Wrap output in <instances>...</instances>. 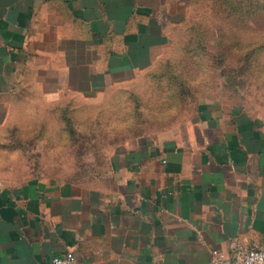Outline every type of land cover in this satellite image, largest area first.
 <instances>
[{
  "label": "crops",
  "instance_id": "obj_1",
  "mask_svg": "<svg viewBox=\"0 0 264 264\" xmlns=\"http://www.w3.org/2000/svg\"><path fill=\"white\" fill-rule=\"evenodd\" d=\"M193 10L195 0H0V140L30 100L129 89ZM240 243L264 247V109L238 98L203 100L190 120L131 139L93 177L0 179V264L69 250L80 264H212Z\"/></svg>",
  "mask_w": 264,
  "mask_h": 264
},
{
  "label": "rangeland",
  "instance_id": "obj_2",
  "mask_svg": "<svg viewBox=\"0 0 264 264\" xmlns=\"http://www.w3.org/2000/svg\"><path fill=\"white\" fill-rule=\"evenodd\" d=\"M259 7L264 0H195L168 56L129 89L94 99H58L62 105L55 107L43 106L41 99L42 106L33 107L30 100L14 108V121L3 128L8 138L0 140V179L21 186L35 179L93 177L116 148L190 120L206 99L238 98L264 109Z\"/></svg>",
  "mask_w": 264,
  "mask_h": 264
},
{
  "label": "built area",
  "instance_id": "obj_3",
  "mask_svg": "<svg viewBox=\"0 0 264 264\" xmlns=\"http://www.w3.org/2000/svg\"><path fill=\"white\" fill-rule=\"evenodd\" d=\"M212 264H264V247L254 244L240 243L234 246L231 253L226 255L214 250L211 255ZM50 264H80L74 251L55 254Z\"/></svg>",
  "mask_w": 264,
  "mask_h": 264
}]
</instances>
